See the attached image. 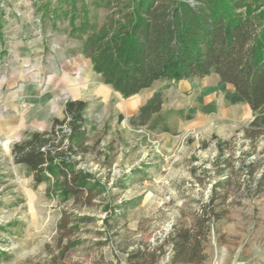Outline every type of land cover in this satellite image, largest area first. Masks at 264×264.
I'll return each mask as SVG.
<instances>
[{
	"label": "rangeland",
	"instance_id": "1",
	"mask_svg": "<svg viewBox=\"0 0 264 264\" xmlns=\"http://www.w3.org/2000/svg\"><path fill=\"white\" fill-rule=\"evenodd\" d=\"M44 1L51 2L52 9L59 3L0 0V44L5 45L4 21L7 28H15L33 18L43 23L48 35L56 31V39L82 44L69 36L67 18L54 24L46 16ZM84 1L96 13L92 0ZM124 5L113 6V18L124 15ZM107 10H97L99 24L111 21ZM31 37L27 34L25 40ZM46 40L49 43L51 37ZM159 90L164 97L161 113L144 127L133 125L131 118ZM222 92L243 107L245 116L199 110L205 98L218 100ZM115 94L111 102L88 98L87 136L67 155L77 170L91 173L98 183L97 196L88 207L63 200L53 189L54 180L35 185L33 175L12 153L21 140L0 144V264H177L166 236L176 223L194 226L205 206L223 217L209 227L203 264H264V185L257 190L253 183L248 190L249 179L239 168L240 156L254 151L253 158L260 160L256 178L260 177L264 138L255 147L245 143L243 130L256 113L242 97L216 75L158 82L128 99ZM65 117L62 113L61 120ZM65 125L57 126L60 134L54 139L61 149L70 147ZM219 141L231 142L223 155ZM229 157L237 174L231 184L217 186L223 178L215 165ZM64 213L72 214L78 224L70 248L67 239L58 243Z\"/></svg>",
	"mask_w": 264,
	"mask_h": 264
},
{
	"label": "trees",
	"instance_id": "2",
	"mask_svg": "<svg viewBox=\"0 0 264 264\" xmlns=\"http://www.w3.org/2000/svg\"><path fill=\"white\" fill-rule=\"evenodd\" d=\"M58 2L53 9L51 2H43L46 16L54 24L63 17L68 19L69 36L83 42L81 52L91 59L93 70L123 98L139 95L157 82L217 74L223 84H232L256 113L243 130L245 143L255 147L264 138V0H92L96 13L84 0ZM117 3H125L126 8L116 20L113 6ZM100 8L111 11L110 22L98 23ZM163 104V91L159 90L139 108L131 123L144 127ZM86 108V102L69 101L65 119L55 118L50 130L26 133L12 150L16 163L33 175L35 185L56 181L55 192L78 208L82 204L90 206L98 190L94 175L77 170L67 157L76 146L81 147L87 136ZM64 124L72 129L67 137L68 149L54 144L60 134L56 128ZM230 144L219 141V154L223 155L224 147ZM255 154L245 152L240 156L243 161L239 168L249 179L248 190L253 183L257 190L264 185V169L256 178L260 160L253 158ZM230 157L223 165H215L217 175L223 178L217 186L231 184L233 174H237ZM214 201L213 198L211 202ZM204 208L202 214L195 216L194 226L176 223L166 236L165 243L171 244L175 263L206 261L203 252L209 227L220 221L223 213ZM76 225L73 215L64 213L58 225V243L67 239L66 247L74 246L71 239Z\"/></svg>",
	"mask_w": 264,
	"mask_h": 264
},
{
	"label": "crops",
	"instance_id": "3",
	"mask_svg": "<svg viewBox=\"0 0 264 264\" xmlns=\"http://www.w3.org/2000/svg\"><path fill=\"white\" fill-rule=\"evenodd\" d=\"M3 26L5 45L0 44V144L10 145L22 140L26 133H41L51 128L55 118L61 119L62 113L64 115L69 101L88 102L90 97L113 100L111 96L116 95L115 91L104 84L101 74L93 70L91 59L81 52L80 42L56 39V31L48 35L43 23L34 18L27 23L22 22L21 26L17 23L15 28H7L5 21ZM27 34L32 37L25 40ZM48 36L51 37L49 43L46 40ZM212 75L220 80L217 74ZM226 85L235 91L232 84ZM221 95L220 99L224 96L230 100L226 93Z\"/></svg>",
	"mask_w": 264,
	"mask_h": 264
},
{
	"label": "bare ground",
	"instance_id": "4",
	"mask_svg": "<svg viewBox=\"0 0 264 264\" xmlns=\"http://www.w3.org/2000/svg\"><path fill=\"white\" fill-rule=\"evenodd\" d=\"M204 92H206V90ZM204 92H202V93H204ZM206 100H205L204 103H202V105H201V107L199 109V110H201V112H203L205 114L207 113V111H209L210 113L214 112L215 114L218 113L219 115L230 116L232 114L231 112H234L238 116L239 115L245 116V112H244L243 107L238 105L236 102H231V101H234L232 99L231 100H227L223 96V98L218 99V100L217 99L216 100L208 99L207 101ZM193 111H195V109Z\"/></svg>",
	"mask_w": 264,
	"mask_h": 264
},
{
	"label": "built area",
	"instance_id": "5",
	"mask_svg": "<svg viewBox=\"0 0 264 264\" xmlns=\"http://www.w3.org/2000/svg\"><path fill=\"white\" fill-rule=\"evenodd\" d=\"M63 132H64V134H66V135H70V133H71V131H72V129H70L67 125H65L64 127H63Z\"/></svg>",
	"mask_w": 264,
	"mask_h": 264
}]
</instances>
